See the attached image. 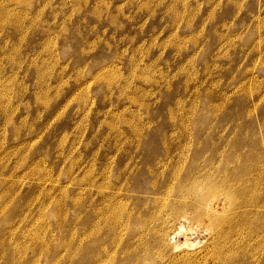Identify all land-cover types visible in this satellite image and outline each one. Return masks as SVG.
<instances>
[{
    "label": "rangeland",
    "instance_id": "374dc122",
    "mask_svg": "<svg viewBox=\"0 0 264 264\" xmlns=\"http://www.w3.org/2000/svg\"><path fill=\"white\" fill-rule=\"evenodd\" d=\"M234 174L264 205V0H0V264H162L166 221L213 254L205 215L264 264V206L177 195Z\"/></svg>",
    "mask_w": 264,
    "mask_h": 264
},
{
    "label": "bare ground",
    "instance_id": "6f19581e",
    "mask_svg": "<svg viewBox=\"0 0 264 264\" xmlns=\"http://www.w3.org/2000/svg\"><path fill=\"white\" fill-rule=\"evenodd\" d=\"M193 174V173H191ZM190 174V175H191ZM221 175V174H220ZM191 177V176H190ZM209 177V176H208ZM211 177V176H210ZM245 177V176H244ZM243 177V178H244ZM212 178V177H211ZM243 178L238 175V174H234L233 177H228L227 175H224L223 177V181L222 182H217V181H214V182H210L209 179L208 181L205 180L206 182H209V183H206L204 181H200V182H196V183H191L192 186L189 184V187L187 186L185 190L182 189V191H179L177 192V195L178 197H181L183 199H185L182 203V205L184 206H195L196 207V200L193 199V195H197L199 192H200V189H204L206 188L208 191L210 190L211 191V188H214V187H219L221 188V192L224 193L229 201V205H228V211L229 212H238L239 211V215L241 217H244V218H248V217H252V216H255L257 213L259 214V212L261 211V209L263 208L264 205L262 204H257L255 203V201H251V202H247L249 201V199L247 200V198L245 197V195L247 194V187H246V184H245V179L244 178V182H243ZM191 179V178H190ZM195 179V178H194ZM207 179V178H206ZM102 180V179H101ZM193 180V179H191ZM247 180V179H246ZM96 182V181H95ZM249 182V181H248ZM187 183V182H186ZM247 183V182H246ZM95 184V183H94ZM250 184V182H249ZM108 185V183H107ZM185 185V184H184ZM182 184V188L184 186ZM248 185V184H247ZM251 185V184H250ZM109 186V185H108ZM180 187V186H179ZM259 187L258 185V181L255 183L254 185V189L252 190V195L254 196L255 193H256V190L257 188ZM251 189V188H250ZM209 191V192H210ZM262 191V190H261ZM171 191H169L170 193ZM106 193V192H105ZM108 195V193H106ZM111 194V193H110ZM211 195H212V192H211ZM249 195V194H248ZM112 196V195H111ZM113 196H116L115 194ZM257 196V195H256ZM108 197V196H107ZM169 197V196H168ZM118 198V197H117ZM113 198H111L112 200ZM168 199V198H167ZM165 199L164 197L162 199L159 200V204L161 203V201H164V200H167ZM256 199V197H255ZM109 201H110V198H109ZM114 201V200H113ZM182 201V200H181ZM167 202V201H166ZM113 205V204H112ZM111 205L107 206L108 208L110 207ZM115 207V206H114ZM114 207H111V209L107 208V210H103L102 212V216L105 217L107 220L109 219L108 223L109 224H113L114 222H116L115 219H117L119 217L120 220H118V224L121 225V218L124 216L123 213L121 214V211H118L116 209H114ZM182 207V206H181ZM122 208V207H121ZM120 208V209H121ZM190 208V207H189ZM200 208V206H199ZM177 209V208H176ZM187 209V208H186ZM192 209V208H191ZM194 209V208H193ZM175 210V209H174ZM188 210V209H187ZM186 210V211H187ZM197 210V209H196ZM208 210V209H207ZM215 210V209H214ZM234 212V213H235ZM184 213V211L182 212ZM175 214V213H174ZM199 214V213H198ZM236 214V213H235ZM201 215V214H200ZM209 216V215H208ZM208 216L206 217L205 215V218H207V221L209 222V230L208 231H211V234H212V237L215 241H217L218 244H214V250H213V254H211V251L208 249L207 251H204L206 252L205 255H199L198 254H201V253H204L203 251H198V252H195L194 254V257H192V255H188L189 253H186V254H178L177 252L179 251V249L181 247H183L181 244L177 243L175 244L173 247L168 245L169 243L166 242V240L168 239V233H169V230L170 228H168L169 226H167V223L169 222H165V225L162 224V226H156L152 229L151 233L149 234L152 239L155 241V243H161L162 244V248L160 250V252L157 253V257L158 259H160V263H165V264H192L193 263V260L194 261H198V258L200 260H204V259H207L206 255H211L213 257V262L214 264H217V261L220 262L221 264H233L235 258H236V255L238 254V252L240 251H237V249H241V248H235L233 244L237 245L238 243L237 242H233L231 243V239L229 237L230 233H232L233 231H236L237 232H243V230H239L240 228V224L238 225L237 223V220L234 218L233 220H229L226 218V220L224 219H220L219 221H217L216 223L214 221L210 222L211 219L209 218L208 219ZM212 216V215H211ZM216 216V215H215ZM257 216V215H256ZM158 217V216H157ZM129 218V217H128ZM154 218V217H152ZM151 218V219H152ZM204 218V217H202ZM214 218V217H213ZM212 218V219H213ZM246 218V219H247ZM173 219V218H172ZM200 219V218H199ZM215 219V218H214ZM249 219V218H248ZM153 220V219H152ZM151 220V221H152ZM158 220V219H157ZM147 221V220H146ZM149 221V219H148ZM155 222V221H153ZM161 222V221H160ZM124 224H122L123 226ZM169 225V224H168ZM222 225H228L229 228L227 229V231L223 234V235H220V232H218L217 230H215L217 227L219 226H222ZM151 226V225H150ZM153 226V225H152ZM115 228V227H113ZM183 228L184 227H180V231L179 233L182 234V231H183ZM150 229V228H149ZM169 229V230H168ZM103 230V229H102ZM142 230H146V229H142ZM239 232V233H240ZM96 234V233H95ZM144 234H140L139 237H142ZM177 235V234H176ZM179 235V234H178ZM137 237V238H139ZM170 240V239H168ZM222 240H223V243H222ZM171 241V240H170ZM151 242V240H150ZM240 242V241H239ZM190 244V243H189ZM189 244L187 243V246H189ZM161 246V245H160ZM191 246V245H190ZM244 247V246H243ZM227 248V250L225 251V249ZM170 250V255H168L167 251ZM247 251V250H246ZM246 251L244 249H241V253L243 255L246 254ZM182 255H185L184 257L180 258ZM150 256V255H149ZM210 256V257H211ZM254 256V255H253ZM199 262V261H198Z\"/></svg>",
    "mask_w": 264,
    "mask_h": 264
}]
</instances>
